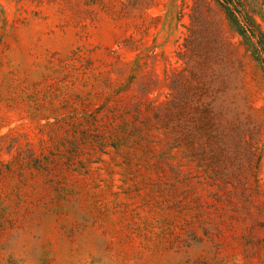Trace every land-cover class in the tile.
<instances>
[{"label":"rangeland","instance_id":"374dc122","mask_svg":"<svg viewBox=\"0 0 264 264\" xmlns=\"http://www.w3.org/2000/svg\"><path fill=\"white\" fill-rule=\"evenodd\" d=\"M243 1L264 29V0ZM192 24L228 132L191 136L187 115L176 148L152 128L107 154L72 132L73 109L143 127L142 87L194 86ZM239 40L216 0H0V264H264V73Z\"/></svg>","mask_w":264,"mask_h":264},{"label":"trees","instance_id":"16d2710c","mask_svg":"<svg viewBox=\"0 0 264 264\" xmlns=\"http://www.w3.org/2000/svg\"><path fill=\"white\" fill-rule=\"evenodd\" d=\"M37 1L42 2L43 0ZM216 1L222 7L230 28L240 36L239 45L264 73V29L261 24L256 20L254 14L249 12L243 0ZM198 18L200 16L191 15L192 23L194 24L193 20H198ZM193 24L192 28H189L186 45L184 43L186 49L181 53V58L189 57L190 61L193 60V62L189 61L187 65L191 79L196 82L194 86L182 84L179 82L182 76L177 77L171 81L170 92L167 93L166 98L158 103L148 100V89L142 87L139 94L134 96L137 99H145L144 108L153 115L152 119L150 117L144 119L143 127L140 125L129 127V122L126 123L123 119L121 123L117 124V127L109 124L112 126L109 128V132L100 131L99 115L102 116L105 112L104 117L107 121L121 117V115L117 116L116 111H112L106 106V111L101 112L98 107L90 110L83 107L80 119L76 110L73 109L69 115L72 132L74 134L82 132V135L93 136L95 146L104 154L109 153V148H112L115 153L122 151L123 147L131 141V137L145 141L150 148L154 141L149 133L152 128L164 129L166 136L169 139H174L175 145L171 148H176L180 145L179 138L183 134L184 119L187 115H190L191 118V136H194L195 131H198L200 136L205 135L206 137H214L228 132V127L223 126L221 121H227V116L236 115L237 109L236 106L231 108L216 103V97L213 95L216 92L214 82L221 80L223 86L226 81L210 66L215 47L211 49L207 42L199 37L200 33L194 29ZM232 52L234 53L235 50ZM63 67L67 66L64 64ZM135 106L137 113L142 115L144 109L141 107V103H136ZM87 129L93 133L85 132ZM74 137L77 142L78 137ZM77 152L78 144H74L71 153L75 155Z\"/></svg>","mask_w":264,"mask_h":264}]
</instances>
